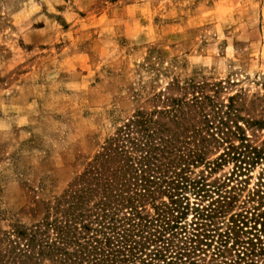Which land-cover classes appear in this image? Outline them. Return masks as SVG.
Instances as JSON below:
<instances>
[{
  "label": "rangeland",
  "instance_id": "1",
  "mask_svg": "<svg viewBox=\"0 0 264 264\" xmlns=\"http://www.w3.org/2000/svg\"><path fill=\"white\" fill-rule=\"evenodd\" d=\"M173 107L187 148L204 149L184 172L204 191H178L180 236L134 238V264H163L157 251L165 264H234L264 244V195L247 197L264 184V0H0V264H19L14 231L41 222L124 125L141 115L174 131L158 114ZM223 182L245 189L220 217ZM193 224L201 242H188Z\"/></svg>",
  "mask_w": 264,
  "mask_h": 264
},
{
  "label": "trees",
  "instance_id": "2",
  "mask_svg": "<svg viewBox=\"0 0 264 264\" xmlns=\"http://www.w3.org/2000/svg\"><path fill=\"white\" fill-rule=\"evenodd\" d=\"M172 109L158 114H171L168 119L177 125L176 130L138 115L108 140L95 163L88 165L66 195L52 206L42 204L45 214L41 222L30 229L14 231L25 240L18 252L19 264H134V238L156 244L164 243L166 234L172 233V239L180 236L174 230H182L178 223L189 206L183 205L184 199L178 197V191L190 189L197 195L204 191L203 186L198 188V182L186 179L184 172L195 163H203L206 157L204 149L187 148V142L183 141L187 137L178 130L183 126L178 125L177 108ZM241 155L244 156L243 153L238 156ZM258 156L256 150L246 155L251 160H258ZM238 185L229 190L224 182L212 186L217 197L213 202L218 209L216 215L224 217L226 210L238 201L239 193L245 189V185ZM162 186L168 189L169 203L153 206L154 217L144 218L141 209L145 202H154ZM263 186L258 181L257 188L249 191L247 197L264 195ZM193 211L199 217L204 216L198 209ZM260 219L264 234V217ZM236 222L240 223L233 220L231 224ZM190 229L188 242H201L196 225ZM239 230L232 227L226 237L236 236ZM249 243V253H239L234 264H253L252 259L243 256L264 255V244L255 249L254 243ZM217 252L221 255L224 251ZM154 257L165 264L162 252L157 251Z\"/></svg>",
  "mask_w": 264,
  "mask_h": 264
}]
</instances>
